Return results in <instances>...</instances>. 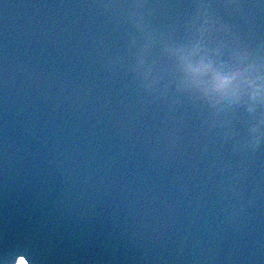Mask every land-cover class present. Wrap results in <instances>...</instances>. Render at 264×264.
Listing matches in <instances>:
<instances>
[{
	"label": "water",
	"instance_id": "water-1",
	"mask_svg": "<svg viewBox=\"0 0 264 264\" xmlns=\"http://www.w3.org/2000/svg\"><path fill=\"white\" fill-rule=\"evenodd\" d=\"M19 259L264 264V0H0V264Z\"/></svg>",
	"mask_w": 264,
	"mask_h": 264
},
{
	"label": "clouds",
	"instance_id": "clouds-1",
	"mask_svg": "<svg viewBox=\"0 0 264 264\" xmlns=\"http://www.w3.org/2000/svg\"><path fill=\"white\" fill-rule=\"evenodd\" d=\"M209 68L210 65H205L203 63H200L198 65L189 64L187 66V71L191 76L194 77L197 74L207 71ZM247 83L251 85V81H248ZM213 87L217 90H230L233 96H237L243 89L244 83L237 80L235 74L216 73L214 77ZM256 94L257 93L254 91L253 95L255 96Z\"/></svg>",
	"mask_w": 264,
	"mask_h": 264
},
{
	"label": "rangeland",
	"instance_id": "rangeland-1",
	"mask_svg": "<svg viewBox=\"0 0 264 264\" xmlns=\"http://www.w3.org/2000/svg\"><path fill=\"white\" fill-rule=\"evenodd\" d=\"M15 264H26L22 259H19Z\"/></svg>",
	"mask_w": 264,
	"mask_h": 264
}]
</instances>
